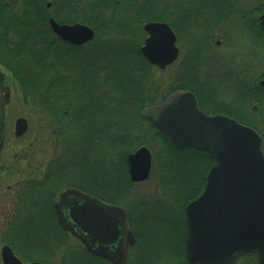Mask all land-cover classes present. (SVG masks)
Instances as JSON below:
<instances>
[{"label":"trees","instance_id":"obj_1","mask_svg":"<svg viewBox=\"0 0 264 264\" xmlns=\"http://www.w3.org/2000/svg\"><path fill=\"white\" fill-rule=\"evenodd\" d=\"M237 1L0 0V64L23 105L49 117L48 144L60 149L24 191L77 188L121 206L136 236L128 264H190L186 207L203 193L214 161L208 152L175 149L144 118L143 110L175 91H191L206 114H223L255 129L264 147V120L215 104V88L201 80L204 55L213 56L214 39L218 33L224 39L239 22L233 9ZM50 18L86 25L95 38L85 46H72L54 35ZM150 22L168 24L186 52L181 74L171 83L141 52L144 26ZM209 65L210 82L217 64L213 60ZM240 94L245 98L244 90ZM141 147L156 148L157 197L139 195L130 181L128 156ZM41 175L45 179H39ZM48 200L54 198L35 197L38 202ZM71 252L68 249L63 264H89L84 247L78 244ZM163 257L173 262L161 261ZM245 257L257 264L255 255Z\"/></svg>","mask_w":264,"mask_h":264},{"label":"water","instance_id":"obj_2","mask_svg":"<svg viewBox=\"0 0 264 264\" xmlns=\"http://www.w3.org/2000/svg\"><path fill=\"white\" fill-rule=\"evenodd\" d=\"M260 22L264 27V14ZM50 26L55 35L75 46L95 38V32L85 25H59L51 20ZM144 32L147 38L141 52L149 64L161 71L172 66L180 48L171 27L150 22ZM9 103V88L0 71V151L6 137ZM143 116L175 149L208 152L214 161L204 192L186 208L190 264H235L245 255H256L257 263L264 264V152L259 134L230 117L205 114L196 96L185 90L145 108ZM27 131V120L19 118L14 135L20 138ZM128 167L132 183L149 180L151 151L142 147L130 154ZM54 209L61 227L71 232L87 252L112 264L127 261L135 236L125 209L77 189L63 192ZM8 251L4 249V264H21Z\"/></svg>","mask_w":264,"mask_h":264},{"label":"flooded vegetation","instance_id":"obj_3","mask_svg":"<svg viewBox=\"0 0 264 264\" xmlns=\"http://www.w3.org/2000/svg\"><path fill=\"white\" fill-rule=\"evenodd\" d=\"M236 4L233 9L234 13H237L241 25L239 26V22H237L232 26L234 31L226 32L224 39L218 33V37L214 39L215 50L212 59L207 58L209 63L214 60L217 64L213 75L214 79L212 81L209 79L210 82L207 80V71L210 65L203 59V66L206 69L201 68V74L205 75L201 80L215 88L213 101L215 104L233 110L239 116L264 120V86H261V83L264 82V27L260 22V17L264 14V3L244 6L247 7L244 11L241 10L243 6L239 5L240 1H237ZM48 6L50 8V4ZM51 20L56 21L54 18H50L49 26ZM56 22L60 24L58 21ZM242 22H244L246 30L242 26ZM236 27L239 28L237 31L244 30L242 38H245L246 45L241 48L246 51L236 48L240 43L237 39L240 37L235 34ZM177 63L178 61L173 66ZM243 90L245 98L240 94ZM16 155V161L11 160L3 168L0 167V188L7 183H15V186H6L8 189L6 193H0V218L2 220L0 225V264H4L5 248H8V252L12 253L14 259L21 264H61L63 246H66L67 242H70L73 247L78 244L84 247L71 232L65 231L58 221L54 205L60 200L62 192L24 191L26 184L38 180L36 174L44 173L45 167H43V162L36 164L38 161L29 157L32 155L31 152ZM45 177L41 175L39 179L43 180ZM12 187L15 190L11 189ZM29 188L30 186H27V189ZM35 197L54 198V201L38 202L35 201ZM37 204H40L41 207H31ZM46 205L48 206L46 207ZM65 212L68 214L69 210H65ZM129 226L135 236L130 221ZM135 246L136 236L135 244L124 264H128ZM76 249L73 250L76 252ZM114 249L112 248V251ZM87 253L90 255L88 257L89 264H94V259L100 260L101 264H112L108 260Z\"/></svg>","mask_w":264,"mask_h":264},{"label":"rangeland","instance_id":"obj_4","mask_svg":"<svg viewBox=\"0 0 264 264\" xmlns=\"http://www.w3.org/2000/svg\"><path fill=\"white\" fill-rule=\"evenodd\" d=\"M239 1H240L239 5L243 6L241 8L242 11L246 10V8H247L244 6H248V5H251L253 3L254 4L264 3V0H239ZM235 20H239V18L235 17ZM238 25L240 26L241 22H239ZM242 26L245 27L244 22H242ZM227 28L230 31V25ZM237 29H239V28L236 27L235 30L237 31ZM244 29L246 30V27ZM233 31L234 30L232 27L231 32H233ZM235 34H237V36L240 37V38H237L238 41H240V43L237 44L236 48L241 50L242 49L241 47H243V46L245 47V45H246V43H244L245 38H242V37H244V30L243 31H237V32H235ZM179 46L181 48V56H180L178 63L173 67H170L164 71H161V73L163 74L162 77H165L166 80L169 81L170 83L172 82V80H174V78H177V76L179 74H181L180 62L182 61L183 56L185 55L186 52L182 48L181 44H179ZM242 50L246 51L245 49H242ZM204 57H205L204 60H206L207 62H208L207 58L212 59L211 54H206V55H204ZM0 69L2 70L3 73H6V75L8 77V81L6 82V84L9 87L10 94H11V101H10V104L8 105V108H7L6 140H5L3 150L0 152V167L3 168V166L6 163H9L11 160H15L16 154L17 155L18 154L23 155L25 153L28 154L29 152H31V154H32L29 157L34 158L38 161L36 164H38L39 162L41 164L43 162V167H45L46 165H49V163L51 162V159L53 158V155H55L57 153L56 152L57 150L60 153V149L55 148V144L54 145H53V143H52V145L48 144V138H51V132L50 131H52V130H50L51 129V121L49 120V117L44 114L43 111L40 112L39 110L31 108V106L23 105L21 94H20L16 84L14 83V81H12V79L9 77V73L4 70V68L2 67L1 64H0ZM241 89H243V88H241ZM228 97H229V95H228ZM213 107H215V106H213ZM212 116H214V115H212ZM18 118H25L27 120V123H28V131L26 132V134L24 136H22L19 139L15 138V136H14V124ZM148 149L151 151L152 156H153L152 173H151L150 179L147 180L146 182L141 183V184H134V185H137L135 188V192L138 193L139 195H146L148 197H157L158 194L160 195V184L158 182V179L155 176V173L158 171L157 166H159L157 163L158 159H156V153L153 150L156 148L152 147L151 149L150 148H148ZM155 162H156L157 166H155ZM46 167H45V169H46ZM8 185L15 186V183L5 184L4 187L0 188V193L1 192L3 194L6 193L8 191V189H6V186H8ZM11 189L15 190L13 187ZM0 217H1V215H0ZM1 224H2V220L0 218V225ZM72 243H74V242H72ZM74 244H76V243H74ZM65 245L66 246H63V248L65 250L63 249V254H62L64 259L66 258V253L68 252V249L73 250V249L77 248V245H74V247H73V245L70 242H67ZM65 260L66 261H62L61 264H63V262H68L67 259H65ZM249 260H250L249 258L243 257V258H240L236 262V264H250V263H248ZM161 261H165V262L167 261L169 263L173 262V260L171 258H164V257L161 258ZM173 264H174V262H173Z\"/></svg>","mask_w":264,"mask_h":264}]
</instances>
